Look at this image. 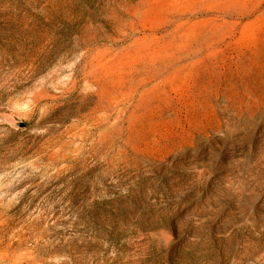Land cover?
I'll return each mask as SVG.
<instances>
[{"label": "rangeland", "instance_id": "obj_1", "mask_svg": "<svg viewBox=\"0 0 264 264\" xmlns=\"http://www.w3.org/2000/svg\"><path fill=\"white\" fill-rule=\"evenodd\" d=\"M0 264H264V0H0Z\"/></svg>", "mask_w": 264, "mask_h": 264}, {"label": "water", "instance_id": "obj_2", "mask_svg": "<svg viewBox=\"0 0 264 264\" xmlns=\"http://www.w3.org/2000/svg\"><path fill=\"white\" fill-rule=\"evenodd\" d=\"M17 124H18L19 126H23V125H24V123H23V122H20V121H18Z\"/></svg>", "mask_w": 264, "mask_h": 264}]
</instances>
